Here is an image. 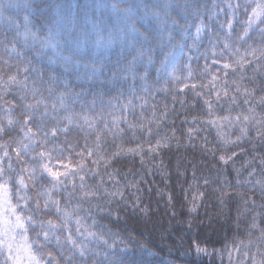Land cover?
I'll return each mask as SVG.
<instances>
[{"label": "clouds", "instance_id": "9594fccd", "mask_svg": "<svg viewBox=\"0 0 264 264\" xmlns=\"http://www.w3.org/2000/svg\"><path fill=\"white\" fill-rule=\"evenodd\" d=\"M216 3L217 0H0V86L4 89L0 102H4L9 84L31 68L55 80L73 77L109 92H122L130 76L144 93L138 99L148 104L154 92L175 90L183 82L180 72L190 59L186 48L199 49V43H204V50L197 54L206 56L225 39L240 48L241 57L245 55L244 47L255 42V55H247L264 63V39L259 35L264 31V0H231L235 10L231 36L226 37L220 28H209L206 35L200 33L199 43H186L189 29L197 28ZM249 33L247 45L242 44L243 36ZM112 69L115 71L108 74ZM206 70L205 65L202 71ZM191 71L193 74L194 69ZM259 75L264 77V72ZM256 88L262 93L259 97L264 96V85L254 82L248 88L245 99L253 103L237 113L239 121L233 120L232 125L238 129L235 143L225 139L220 149L213 151V155L221 152L217 163L231 162L236 182H221L219 187L206 190L207 195L201 193L202 211L191 201V207L181 200L173 204L172 197L163 208L158 207L159 201L142 203L139 198L131 207L117 205L118 219H111L114 213L100 218L111 225L109 230L115 239L107 232L104 240L87 236L93 250L99 253L91 264H205L203 256L192 254L193 239L212 245L224 242L228 264H264V134L258 137L255 131L264 130V104L258 103ZM152 122L158 125V119L142 125ZM253 130L256 135H249ZM165 137L157 140L163 142L162 149L171 150L172 139L177 149L188 147L175 133L169 140ZM229 144L240 148L242 161L233 159L236 153L229 151ZM241 145H247L251 154ZM229 191L234 195L229 196ZM250 194L258 199L252 200ZM170 208H175L171 215ZM85 209L95 217L96 207L89 204ZM216 251L223 257V252ZM206 254L211 256L210 252Z\"/></svg>", "mask_w": 264, "mask_h": 264}, {"label": "trees", "instance_id": "16d2710c", "mask_svg": "<svg viewBox=\"0 0 264 264\" xmlns=\"http://www.w3.org/2000/svg\"><path fill=\"white\" fill-rule=\"evenodd\" d=\"M216 5L212 9V11L217 13L215 17L209 19L208 14L204 16L207 27L204 28L202 33L205 35L209 28L219 29V24L229 18L227 5L222 3V0H217ZM193 42L199 43L195 26L189 29V39L186 43L192 44ZM204 48V43H199V49L186 48L190 59L186 60L185 63L190 64L191 68L194 69L191 78L185 81L188 76V69L183 68L180 72L183 82L180 83L179 87L169 92H154L148 104H143L138 99L144 93L140 91L138 82L130 76L128 77V85L122 92L116 89H112L109 92L107 88H102L99 85L93 86L90 82H81L73 77L55 80L56 92L68 93L71 110L76 113H82L95 121L94 128L85 125L82 119H79L75 124L69 125L68 121L64 119L66 112L63 108L57 107L55 111L52 110V105L55 103V94L49 95L47 91L49 74L41 71L40 74L43 76V81H37V86L40 87L44 97V104L48 105V117L42 125L43 131H38L36 125L40 122L41 115L44 113V104L39 106V114L28 119L21 114L20 100L16 94L17 87L13 85L4 96V102H0V106L4 107L5 110L12 108L14 119L20 123L15 124L7 134H0V155L7 151L13 156L15 161L17 143L19 141L29 143L25 139V131L27 129L22 130L23 121L28 119V127L31 129L30 135L35 139V144H29V146L36 147L38 151L43 150L40 147V141L44 139L45 133L48 134L45 147L51 151L53 159L51 161L46 160L45 163H59L61 168L64 167L65 170L67 168L69 174L67 176L62 175L61 179L65 181L69 189L72 188L73 183L76 185L81 183L79 176L71 175L72 172H79L81 176H84L87 186L100 183L102 176L104 188L115 191L119 187L123 195L114 198L106 196L103 188L100 189L99 196L103 197L100 201L102 204L104 200L111 199L113 201L108 205L110 209H116L117 205L131 207L132 204L138 202L137 198L142 203L159 201L158 207L163 208L164 202L171 196L173 204L177 200H181L188 207H191V204H189L191 201L199 205V210L202 211L204 198L201 193L207 195L206 190L211 191L213 188L219 187L221 182H230L232 184L236 182V171L231 167V162L228 165H224L223 161L217 163L221 152L216 151L215 155H213V151L220 149L225 139L235 141L238 129L233 125L230 126L229 123L221 118L229 115L234 118L239 111L250 107L253 101L249 99V103L246 104L244 102L247 95L245 89L254 85L251 68H247L243 80L240 79L239 75L229 74L225 77L220 69L228 61L219 59L216 62L217 57H214L211 51L206 56L198 55L197 52L203 51ZM205 65L208 66L207 72L202 71ZM96 71L100 72L101 70L96 69ZM111 71H115V69L110 70L108 74H111ZM228 71L231 73L232 70L229 69ZM24 75L25 73L18 78H23ZM27 75L33 80L36 79L35 72H29ZM213 76L217 77L215 87L210 83L213 80ZM233 80L240 84L241 90L239 92L236 91V84L231 83ZM185 82L188 87H185ZM255 82L264 85V77L256 73ZM225 84L230 85L227 97L220 91ZM193 85L195 86V93H199V95L193 92ZM217 91H220L219 100L216 98ZM261 94L260 89L256 88L255 96L257 99ZM232 96L237 97L235 103H231ZM94 99L96 103L93 106L91 101ZM205 100L208 101V104L205 103ZM28 101L33 102L31 95L28 96ZM129 101H131V106L123 107L128 105ZM5 102H10V104ZM209 104L213 106L211 109ZM101 109H103L102 115H100ZM229 109L231 112H229ZM153 111L157 113L155 118L153 117ZM210 111L212 115H209ZM165 112H167V117L160 118L161 114ZM113 117L120 118L119 128L124 129L120 138L110 134L104 127L105 119L109 128L112 127ZM157 119L158 125L156 122H152L146 124L143 129L140 127H128V122L133 125H140L144 124L145 121H155ZM213 120L217 121V125L210 123ZM3 123L7 124V120H4ZM65 128H67V131H62ZM149 128L152 130L151 135L148 134ZM190 129L192 130L191 140L188 138ZM134 132L136 138H133ZM174 133L179 135L182 142L188 147L186 149H177L175 140L172 139L171 150L169 148L159 149L157 153H152L151 158H149V148L155 146L161 136L173 138ZM249 135L255 136L256 133L253 130L249 132ZM98 136L100 137V150L104 154L116 150L117 145L121 144L125 149L142 146L144 162H141V155L125 153L114 159L110 167L105 168L104 162L101 160L100 166L97 168V165L93 163V160L96 159L95 154L89 156L88 151L89 149H95V142ZM86 144L88 145L87 149L85 148ZM241 146L251 154V150L247 145ZM227 147L229 151L236 153L233 159L237 161L244 159L239 147H233L232 144L227 145ZM31 159L30 155H24L23 157V160L26 161ZM81 164L84 165L82 169L80 167ZM213 164L216 165L215 168ZM14 166L19 171L20 167L25 165L21 162L20 164H14ZM239 166L238 163L237 167ZM221 168H223V171H221ZM113 170H118L114 180L104 174L105 172L111 173ZM97 171L100 175H95ZM244 174H247V170H245ZM141 177L143 178L141 179ZM205 178H208L210 182L206 184L204 182ZM41 179L43 183L47 184L48 180L52 178L47 173H44ZM136 181H138V184L133 186L132 182ZM54 194L56 198L63 202L66 198L63 185H61L59 190H55ZM232 195L234 193L229 191V196ZM96 199L92 198L93 203H95ZM251 199L257 200L258 197L251 195ZM125 200H127L126 204L124 203ZM88 205L89 203L84 202V208H87ZM248 207H252V205L249 204ZM94 211L97 225L93 230L102 227L107 232L111 225L108 224L107 220L100 219L103 216H107V212H100L98 209ZM174 211L175 208H170L168 214L171 215ZM118 218L119 210L117 209L111 219L116 220ZM87 222L91 224L92 218L89 217ZM190 243L192 254L199 253V255L203 256L205 264H211L212 261L215 264H228L227 254L224 251V242L212 245L193 239ZM52 246L50 245V247ZM217 249L224 253L223 257L218 255ZM206 252H210L211 256H208Z\"/></svg>", "mask_w": 264, "mask_h": 264}, {"label": "snow or ice", "instance_id": "6c2138e0", "mask_svg": "<svg viewBox=\"0 0 264 264\" xmlns=\"http://www.w3.org/2000/svg\"><path fill=\"white\" fill-rule=\"evenodd\" d=\"M222 3L227 5L229 18L221 22L219 27L225 36L229 37L233 33L232 20L235 16V10L232 8L231 0H222ZM216 6L214 5V8ZM216 15L217 13L215 11H210L209 19H212ZM205 27L207 25L204 21H201V24L196 28L197 37L200 36V33ZM259 35L264 39V31L259 33ZM250 38L251 33L244 35L242 44L247 45V41ZM255 47V42L252 45L245 46V55L241 57L240 48H237L230 40L225 39L214 45L211 52L214 57H217L216 62L219 59L228 61L220 69L225 77L229 74L234 76L239 75L240 79L243 80L247 68H251L253 73L252 81L255 82L256 73L264 72V63H261L259 59H252L247 55V53L253 52V48ZM217 49L219 50L217 51ZM253 55H255L254 52ZM186 68L188 69V76L185 78V81L192 76L191 65L186 64ZM229 69L232 70L231 73H229ZM93 71H96V69H93ZM29 72H34V70L29 68L23 78H18L15 83H11L8 86L9 89L13 85L17 87L16 94L19 96L21 114L28 119L39 114V106L44 104V97L42 96L40 87L37 86V81H43V76L40 73H36V79L33 80L27 75ZM216 79L217 77L213 76V80L210 81L213 87H215ZM231 83L236 84L237 92L241 90V86L236 80L231 81ZM47 84L49 95L52 96L55 94V103L52 105L53 111L57 107L63 108L66 112L64 119L68 121L69 125L75 124L79 119H82L88 127H95V121L91 120L88 116L71 110L69 94L66 92H56L54 78L49 77ZM185 87H188L186 82ZM192 90L195 93L194 85L192 86ZM220 91L227 97L230 91V85H223ZM220 91L216 93L217 100L220 99ZM245 91L249 92V89H245ZM3 93V86H0V94ZM195 94L199 95V93ZM29 95L32 96L33 102L28 101ZM236 100L237 97L232 96L231 103H235ZM244 102L247 104L249 100L245 99ZM95 103V99L91 101V105L94 106ZM205 103L208 104V101L205 100ZM258 103L264 104V96L258 98ZM129 106H131V101L123 107ZM212 107L209 104V108L211 109ZM229 112H231L230 109ZM12 113V108L5 110L4 107L0 106V134H7L15 124L20 123L14 119ZM102 114L103 109H101L100 115ZM209 115H212L211 111ZM153 116H157L155 111H153ZM47 117L48 105L44 104V113L41 115L40 122L36 125L38 131H43L42 125ZM161 117L166 118L167 112L162 113ZM28 119L23 121L22 130L27 129L25 131V139L29 143H24L23 141L17 143L15 161L13 160V156L7 151H4L3 155H0V264H91V261L99 253L93 250L87 240V236H92L97 240H104L105 231L102 227L93 230L96 228L97 221L91 211L84 208V202L92 204L100 212H105L106 208L107 214L112 215L117 209H110L108 207L113 202L111 199L104 200L103 204L100 202L103 199V197L99 196L100 189L103 188L105 195L113 198L122 196L123 193L119 187L115 191L104 188L102 176L100 183L87 186L84 176H81L79 172H72L71 175L79 176L81 183L79 185L73 183L72 188L69 189L65 181L61 179L62 175L67 176L69 174L67 168L65 173H61L60 171L53 170V166L50 163H45L46 160L51 161L53 159L51 151L45 147L48 134L45 133L44 139L40 141V147L43 150L38 151L36 147L29 146V144H35V139L30 135L31 129L28 127ZM119 119L113 117L111 128H109L107 120L105 119L104 121V127L110 134L117 138H120L121 133L124 131V129L119 128ZM221 119L231 126L233 120H240V115L236 114L234 118L229 115ZM4 120H7V124L3 123ZM210 123L217 125V121L215 120L210 121ZM128 127L144 128L142 124L133 125L130 122H128ZM62 131H67V128ZM255 131L258 137L264 134V130L256 129ZM151 132L152 130L149 128L148 134L151 135ZM133 138H136L135 132L133 133ZM188 138L189 140L192 138L191 131L188 133ZM169 139L171 138L165 137V140ZM163 146V142L157 141L155 146L149 148V158H151L152 153H157ZM85 148H88L87 144ZM142 152V146L125 149L121 144L117 145L116 150L104 154L100 150V137L98 136L95 142V149H89L88 155L92 156L95 154L96 159L93 160V163L97 165V168H99L101 160L104 162L105 168H107L111 166L114 159H117L125 153L141 155V162L143 163L144 156ZM24 155H30L32 159L28 161L23 160ZM221 159L223 160V157ZM21 162L25 166L20 167L19 171H17L14 164H20ZM80 167L82 169L84 165L81 164ZM44 173H47L52 178L48 180L47 184L43 183L41 179ZM104 174L114 180L118 174V170H113L111 173L105 172ZM95 175H100V173L97 171ZM204 182L207 184L210 181L208 178H205ZM132 183L133 186H136L138 181ZM61 185H63V191L66 194L63 202L56 198L54 194L55 190H59ZM92 198H97L95 203H93ZM169 199H171V196ZM89 217L92 218L91 224L87 222ZM107 233L115 239V234L111 233V230H107ZM50 245L53 246L50 247Z\"/></svg>", "mask_w": 264, "mask_h": 264}, {"label": "rangeland", "instance_id": "374dc122", "mask_svg": "<svg viewBox=\"0 0 264 264\" xmlns=\"http://www.w3.org/2000/svg\"><path fill=\"white\" fill-rule=\"evenodd\" d=\"M52 166H53V170L60 171L61 173L65 171L63 168H60V166L58 165H52Z\"/></svg>", "mask_w": 264, "mask_h": 264}]
</instances>
